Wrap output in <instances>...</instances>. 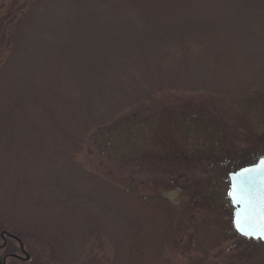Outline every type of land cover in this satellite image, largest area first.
Instances as JSON below:
<instances>
[{
	"label": "rangeland",
	"instance_id": "374dc122",
	"mask_svg": "<svg viewBox=\"0 0 264 264\" xmlns=\"http://www.w3.org/2000/svg\"><path fill=\"white\" fill-rule=\"evenodd\" d=\"M20 7L0 0L2 259L264 264L232 223L240 165L212 161L264 155V0Z\"/></svg>",
	"mask_w": 264,
	"mask_h": 264
},
{
	"label": "water",
	"instance_id": "95a60500",
	"mask_svg": "<svg viewBox=\"0 0 264 264\" xmlns=\"http://www.w3.org/2000/svg\"><path fill=\"white\" fill-rule=\"evenodd\" d=\"M246 169H251V171L245 174L244 194L240 196L234 185H240L241 173ZM228 177L230 182L228 198L234 208V229L246 239L259 240L264 243V156L259 157L254 163L230 171ZM234 192L236 193L235 200L233 199ZM244 216L248 218L246 225L240 223ZM26 258L28 259L29 256Z\"/></svg>",
	"mask_w": 264,
	"mask_h": 264
},
{
	"label": "trees",
	"instance_id": "16d2710c",
	"mask_svg": "<svg viewBox=\"0 0 264 264\" xmlns=\"http://www.w3.org/2000/svg\"><path fill=\"white\" fill-rule=\"evenodd\" d=\"M30 1L31 0H20V2H21L20 9L22 11L21 12V14H22L21 17H24L26 15V10L28 8V4H29ZM1 7H2V5H1ZM7 23H10L9 22V17L7 19V17L5 16L3 19H0V28H1V30H0L1 39L0 40H4L5 41V38L7 36L6 35L5 25ZM234 151L235 152H233V150L227 151L228 152L227 154L222 155L220 158L219 157L218 158L216 157L212 161L215 162V163H218L217 164L218 166H227V167H229V165L233 164V162H234V164L232 165L231 168H233V167L235 168V167H237L239 165L241 166V165H244V164L251 163L250 159H245V158L241 159V154H238L240 152V150L236 149ZM227 157H230V158L228 160H226L225 158H227ZM252 162H254V161H252ZM254 242H256V241H254Z\"/></svg>",
	"mask_w": 264,
	"mask_h": 264
},
{
	"label": "flooded vegetation",
	"instance_id": "af4514ba",
	"mask_svg": "<svg viewBox=\"0 0 264 264\" xmlns=\"http://www.w3.org/2000/svg\"><path fill=\"white\" fill-rule=\"evenodd\" d=\"M0 236L2 237V238H4V243L2 244V245H0V264L2 263H4V264H7L6 262H7V260H8V258H11V259H13V260H22L23 258H21V257H18V255L17 254H15V253H6V254H4L3 255V259H2V250L3 249H5L6 247H7V242H6V232L5 231H1L0 232ZM20 250H21V252H22V249L20 248ZM2 261V262H1Z\"/></svg>",
	"mask_w": 264,
	"mask_h": 264
},
{
	"label": "snow or ice",
	"instance_id": "6c2138e0",
	"mask_svg": "<svg viewBox=\"0 0 264 264\" xmlns=\"http://www.w3.org/2000/svg\"><path fill=\"white\" fill-rule=\"evenodd\" d=\"M250 171H251V169H246V170H244V171L241 173L240 185H239V186H235V185H234V188L237 189V192L239 193L240 196H243V194H244V193H243V186H244V184L246 183V179L244 178V177H245V174L248 173V172H250ZM233 199H234V200L236 199V193H235V192H234V194H233ZM247 222H248V218H247V216L242 217V221H241L240 223L243 224V225H246Z\"/></svg>",
	"mask_w": 264,
	"mask_h": 264
}]
</instances>
